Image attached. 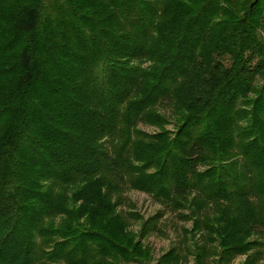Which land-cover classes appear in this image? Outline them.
Segmentation results:
<instances>
[{
  "label": "trees",
  "instance_id": "16d2710c",
  "mask_svg": "<svg viewBox=\"0 0 264 264\" xmlns=\"http://www.w3.org/2000/svg\"><path fill=\"white\" fill-rule=\"evenodd\" d=\"M189 256L264 261V0H0V264Z\"/></svg>",
  "mask_w": 264,
  "mask_h": 264
},
{
  "label": "rangeland",
  "instance_id": "374dc122",
  "mask_svg": "<svg viewBox=\"0 0 264 264\" xmlns=\"http://www.w3.org/2000/svg\"><path fill=\"white\" fill-rule=\"evenodd\" d=\"M161 110L163 114H165L166 116H170L169 110H166L164 107H162ZM167 128L169 130H174L173 125H170ZM138 129L147 133H156L159 131L156 128L145 126L144 124H140ZM125 196L131 202V204L135 206L133 212L140 213L145 220H148L151 217H156L159 212L165 211V214L159 220V231L155 232L144 240L146 246L150 247L153 250L155 259L160 258L172 247H179L180 245H183V247L185 248L186 246H188L182 238V232L184 228H192L191 222L184 221L181 217L179 218L176 214L166 211L153 198L142 192L128 190L126 191ZM124 210L128 211L129 209L124 208ZM138 227V224L134 223L132 229L138 230ZM191 248L193 247L191 246ZM188 259L189 262L186 264L195 263L193 257L189 256ZM245 259V256H240L236 259L234 264H241ZM261 264H264V261H262Z\"/></svg>",
  "mask_w": 264,
  "mask_h": 264
},
{
  "label": "water",
  "instance_id": "95a60500",
  "mask_svg": "<svg viewBox=\"0 0 264 264\" xmlns=\"http://www.w3.org/2000/svg\"><path fill=\"white\" fill-rule=\"evenodd\" d=\"M257 0H255V2H256Z\"/></svg>",
  "mask_w": 264,
  "mask_h": 264
}]
</instances>
